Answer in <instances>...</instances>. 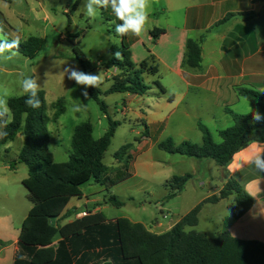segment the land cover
<instances>
[{"label": "trees", "instance_id": "16d2710c", "mask_svg": "<svg viewBox=\"0 0 264 264\" xmlns=\"http://www.w3.org/2000/svg\"><path fill=\"white\" fill-rule=\"evenodd\" d=\"M162 31L158 28L151 31L154 40ZM43 42L41 37L30 36L20 41L18 52L27 58L35 57ZM110 52L113 58L104 65L106 69L118 70L113 76V84L105 91L101 86L88 89L89 95L104 112L106 104L101 98L103 95L116 92L144 95L150 89L144 82V74L158 73V66L149 60L136 67L125 41H122L120 47L111 46ZM116 52L121 54L119 59L116 58ZM72 57L86 74L96 75V67L77 45L73 47ZM186 62L192 67L199 66L200 43L188 41ZM156 84L162 92L165 91L159 82ZM238 91L252 107L264 115L263 93L247 88ZM27 98L23 94L8 99L11 122L4 129L8 135L0 138V144H6L23 132L24 142L17 160L28 168V176L22 183L33 204L21 229L14 264H264V242L241 240L229 232L212 238L194 229L187 231V228L198 225L202 204L183 216L169 231L161 234L128 218L107 220L102 213L76 219L65 225L53 223V219L62 216L72 197H81L80 187L92 178L95 177L100 184L113 186L130 175L117 168L114 177H110L111 168L103 163L120 123L110 121L108 130L98 139L94 137L91 122L77 124L68 160L57 162L49 149L48 125L63 114L64 103L58 100L49 106L38 94L40 106L32 108L25 104ZM50 108L55 110L53 115H50ZM227 113L232 116L234 125L219 131L221 142H216L211 131L199 123L203 135L201 144L191 141L176 144L167 138L158 144L159 149L170 154L211 159L223 167L229 164L239 150L253 141L264 142V122H253L252 113L238 114L229 109ZM131 146H122L115 155L126 169L129 168L130 156L127 152ZM192 177L191 173H186L170 178L166 182V187L170 189L167 198L181 193ZM231 195H235V198L228 210L235 219H239L254 205L255 199L234 178L226 182L219 195H213L205 202L217 203ZM107 202L116 207L125 205L124 201L114 195ZM57 235L62 239L55 243Z\"/></svg>", "mask_w": 264, "mask_h": 264}, {"label": "crops", "instance_id": "0c3cea01", "mask_svg": "<svg viewBox=\"0 0 264 264\" xmlns=\"http://www.w3.org/2000/svg\"><path fill=\"white\" fill-rule=\"evenodd\" d=\"M37 2L40 11L34 10L33 18L36 21L40 19L39 12H41L46 13L44 14L46 19L48 10L45 0H37ZM84 3L85 0H75L72 7L77 10ZM103 10V14L109 12L117 24L121 23L110 7ZM148 11L146 30L141 35L120 36L121 44L125 41L128 45L132 62L136 67L146 60L158 66V73L153 78H150L148 73L143 76L144 82L150 86L146 94L125 93L122 113L125 115L134 113L143 123L145 120L148 121V124L144 123L146 131L141 132L135 142L128 143L132 145L127 152L130 156V169L133 167V161L136 162L134 157L155 146L158 147V144L164 141L160 139V136L167 131L170 132L171 127H173L171 131L179 137L177 141L180 142H175L173 137L168 138L175 140L176 144L183 141L201 144L203 135L198 126L199 123L205 125L213 136L221 139L219 131L234 125V120L227 113V109L238 114H249L250 108L258 110L239 94L238 89L247 88L264 94V0H151ZM64 12H69V9H65ZM7 14L18 22H25L26 15L22 12L7 8ZM111 18L108 17L110 20ZM69 20L71 22V19ZM156 28L163 31L154 40L151 31ZM78 34L79 32L70 34V37ZM66 36V34L61 35L60 38L64 40ZM189 40L196 41L201 46V62L197 67H192L186 62ZM102 63L104 65L106 62L98 61L96 71H99L101 75L100 86L105 91L113 84V78H110L111 70L116 71L115 75L118 70L99 67ZM156 82L164 87V92L160 90ZM135 103L139 104V108L144 105L148 108L146 111L134 109ZM149 103H153L155 107ZM257 149L264 150V142L256 141L255 145L251 143L239 150L229 164L223 167L218 166L214 160L215 163H213L211 159L193 158L194 164L201 171L208 169L212 172L209 175L211 180H208V183L200 182L199 187L206 190V194L191 203L178 219L165 224L157 219L142 222L128 216L123 218H128L134 223H142L156 234L164 233L197 205L202 204L198 214L199 220L207 205L220 204L226 200L227 198L217 203L205 202L209 197L219 195L226 182L234 178L255 199V203L239 219L232 216V220L226 224L225 230L220 234L229 232L241 240L264 242V173L254 166L240 163ZM3 160L0 167V264H14L21 229L33 204L28 195L27 199L26 193L25 195L23 193L22 181L27 177L17 180L8 172L12 166L6 162V158ZM107 166L111 168L109 176L114 177L115 169L122 167L123 162L116 158L115 162ZM145 166L148 167V165ZM197 172L196 170L193 174L191 173L192 179L175 197H180L186 192ZM214 172L219 176V181L214 180ZM170 178L165 179V186ZM124 180L126 178L120 182ZM95 183L99 186H94V189L91 188L88 191L83 186L90 183L82 185L81 197H72L62 216L53 219V223L65 225L76 219L98 213H102L107 220L118 219L108 218L103 212L111 205L107 199L112 195V188L116 185ZM167 195L163 200L168 199ZM116 197L126 201L122 197ZM228 198L232 201L227 208L234 202L235 195ZM73 211L74 213L71 214ZM169 213L171 212H162L163 217L169 218L173 214ZM60 239H62L61 236L57 235L54 242L57 243Z\"/></svg>", "mask_w": 264, "mask_h": 264}, {"label": "rangeland", "instance_id": "374dc122", "mask_svg": "<svg viewBox=\"0 0 264 264\" xmlns=\"http://www.w3.org/2000/svg\"><path fill=\"white\" fill-rule=\"evenodd\" d=\"M69 1L45 0L48 16L45 19L44 14L46 13L39 12L40 19L36 21L32 14L34 10L40 11L37 0H12V2L0 0V35H6L11 40L19 34L18 37L22 38L20 41H25L29 36L44 38L42 48L37 56L27 58L18 52L19 54L12 60L0 61V89L7 92L5 97L7 101L11 97L21 96L25 94L22 90L21 80L23 77L31 76L37 79L41 86L38 94L45 99L49 106L58 100L63 101V114L48 125L50 131L49 149L54 153L57 162L68 160L73 131L77 124L84 121L91 122L94 127V137L98 139L108 130L110 121L119 122L120 126L117 128L103 160L104 164L111 165L115 162V155L122 146L135 142L140 133L146 131L144 123L148 124V121L145 120L143 123L134 113H129V115L122 113L125 93L116 92L103 95L101 98L106 104V112H104L89 93L87 97L82 95L83 91L88 92L89 87L77 85L76 81L68 79L67 74L64 73V69L69 66L84 72L72 57L74 45L80 47L96 68L98 61L107 62L113 58L110 52L111 46H121V38L115 33L117 22L111 18L109 12L103 14L104 10L99 9L97 16L90 18L86 15L83 5H80L76 10L72 7L75 0ZM7 8L25 14V22L21 23L15 18L12 19L7 14ZM65 9H69V12H64ZM76 32L79 34L70 37V34ZM65 34L67 38L61 39V35ZM14 51L16 50L14 49ZM99 67L105 68L103 63ZM115 73V70H111V79ZM98 74H100L99 71H96V75ZM154 76L149 75L150 78ZM149 105L155 107L153 103H149ZM139 107V104L135 103L134 109L146 111L148 108L147 105ZM49 112L50 115H53L55 110L50 108ZM171 130L173 127L170 129L171 133L167 131L160 136V139L165 140L168 137H173L175 142H180L177 141L179 137ZM213 138L216 142L221 141L215 135ZM23 142L24 135L21 132L14 141L8 142L6 145L0 144V158L2 157L0 167L3 159L6 158V162L12 166L8 172L17 180L28 176L27 166L17 160ZM134 160L136 162L133 161L131 169L120 167L122 171L130 175L126 180L114 186L111 193L124 198L126 205L121 208L112 205L105 208L103 212L108 218L128 216L142 222L157 219L167 224V222L178 219L190 207L191 203L206 194V190L201 189L199 185L201 181L211 180L209 175L212 172H209L208 169L201 171L194 164L195 159L193 158L170 154L155 146L138 157H134ZM211 161L215 163L213 160ZM196 170L198 171L196 177L190 182L182 196L163 200L170 190L164 184L166 178L185 173L193 174ZM131 174L133 175L131 176ZM213 177L215 181H219L216 172L213 173ZM95 182L96 178L94 177L88 182L90 184L83 186L84 189L88 191L91 188L94 189V186H99ZM22 187L23 193L24 195L26 193L28 199V192L24 185ZM231 201V198H227L220 204L207 205L205 212L198 220V225L187 228V231L194 229L206 233L209 237H217L220 232L225 230L226 224L232 220V213L227 208ZM168 211L173 214L165 219L162 212L167 213Z\"/></svg>", "mask_w": 264, "mask_h": 264}, {"label": "clouds", "instance_id": "9594fccd", "mask_svg": "<svg viewBox=\"0 0 264 264\" xmlns=\"http://www.w3.org/2000/svg\"><path fill=\"white\" fill-rule=\"evenodd\" d=\"M150 5L151 0H85L82 7L86 15L90 18H95L99 9H107L110 7L116 18L121 21V23L115 25L116 35L125 36L132 34L139 36L146 30ZM19 45L20 39L18 36L9 40L6 35H0V61H10L16 57L19 54ZM115 55L117 59L121 56L119 52H116ZM64 73L67 74L68 79L76 81L77 85L84 86L85 88H99L102 83L100 74H86L76 70L72 66L65 68ZM21 86L23 92L28 97L25 100V104L32 108H38L41 103L38 98V91L41 86L38 84L37 79L31 76L23 77ZM82 95L87 97L88 92L83 91ZM6 96L7 92L0 89V138L8 135L4 129L11 122L9 115L10 109L7 106ZM249 113H252L253 122H264V115L258 110H252L250 108ZM252 143L255 145L256 142L253 141ZM240 163L254 166L258 171L264 173V150L257 149Z\"/></svg>", "mask_w": 264, "mask_h": 264}]
</instances>
